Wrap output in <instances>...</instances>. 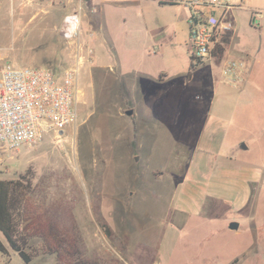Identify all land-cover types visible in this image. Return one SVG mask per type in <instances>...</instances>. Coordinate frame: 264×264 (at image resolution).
<instances>
[{"label":"rangeland","instance_id":"obj_1","mask_svg":"<svg viewBox=\"0 0 264 264\" xmlns=\"http://www.w3.org/2000/svg\"><path fill=\"white\" fill-rule=\"evenodd\" d=\"M67 1L52 0L49 14L29 20L37 12L31 2H48L0 0V71L12 63L47 69L62 79L77 67L75 49L60 33L75 12ZM248 1L224 4L244 7ZM178 2L190 10L187 19L180 18V6H162L160 0H137L125 9L110 6L103 16L83 3V36L97 44L73 90L79 89L77 124L62 138L51 133L33 146L6 151L0 179L33 177L35 199L80 238L85 257L98 264H264V241L258 248L249 246L244 232L254 225L264 240V53L263 63L256 64L255 52L249 51L258 44L264 21L257 16L263 11L251 21L249 13L237 9L216 11L218 20L226 13L224 22L232 23L237 35L221 62L206 56L200 63L190 48L191 1ZM229 56L244 60L256 83L225 100L215 97L212 84L226 85L222 67ZM130 110L132 115H125ZM217 119L221 130H228L223 153L243 141L232 163L261 171L260 180L251 183L248 215L191 216L179 226L169 209L191 181L184 174L189 150L199 149ZM231 222L242 225L239 236L229 231ZM209 232L214 234L203 241ZM31 244L34 248L40 241ZM9 252L8 258L0 253V264H27ZM56 262L55 255L37 251L29 264Z\"/></svg>","mask_w":264,"mask_h":264},{"label":"built area","instance_id":"obj_2","mask_svg":"<svg viewBox=\"0 0 264 264\" xmlns=\"http://www.w3.org/2000/svg\"><path fill=\"white\" fill-rule=\"evenodd\" d=\"M81 2L94 0H80ZM115 1V0H95ZM127 2L129 0H120ZM192 15L190 48L192 57L204 62L206 56L216 60L214 54L223 35L233 31L231 23L202 11L200 6H214L230 9L220 0H194L190 2ZM91 13L97 12L94 6ZM83 6L68 15L60 33L68 41H80L82 36ZM94 33H89L92 38ZM76 43V42H75ZM77 67L65 72L57 79L50 70L31 68L8 63L0 71V165L6 151H19L21 147L33 146L43 141L47 134L55 133L62 138L66 129L77 124L79 110V89L74 87L82 65L92 62L93 47L79 42ZM248 65L244 60L228 58L222 67V78L233 86L244 82Z\"/></svg>","mask_w":264,"mask_h":264},{"label":"crops","instance_id":"obj_3","mask_svg":"<svg viewBox=\"0 0 264 264\" xmlns=\"http://www.w3.org/2000/svg\"><path fill=\"white\" fill-rule=\"evenodd\" d=\"M45 1L48 2L46 6L44 4H36L34 2H31V6H33L32 8L36 9L37 12L33 17H29V20L34 19L40 12H43L46 15L50 13L48 9L51 10L52 4H54V2H52V0ZM160 1L171 2L172 4L169 5L180 6L182 9L180 12V18L187 19L190 10L186 7H182L181 4H179L178 0ZM189 1L192 2L194 0H185V2L183 3ZM220 1L224 4L225 0ZM68 2L69 5L66 6L71 7L75 12L80 6H83L84 3L80 0H68L66 3ZM85 3L89 5L91 4L90 8L94 6L97 8V12H95L93 15L99 16L101 14V16H103L106 8L110 9V6H115L123 9L132 8L133 5H136L137 0H129L127 2H123L120 0L107 2L94 0L87 1ZM161 5L168 6L163 4ZM230 7L231 10L237 9L241 11V13H249L251 18L250 21L252 20V18L254 19V17L252 16L257 12V10L263 11V13L258 14L257 18H259L262 22L264 21V0H250L247 4L244 5V7H242L241 5H233ZM198 8H201L203 12L213 15L214 17L215 15H217L216 11L219 10L220 12L221 10H224L221 7L214 6H200ZM224 15L226 16V13ZM225 16L223 18V22ZM215 18L217 19V17ZM224 24L227 23L224 22ZM251 29H254V27L251 26ZM236 30L237 28L234 29L233 27L234 35L232 37L231 44L228 46L229 49L233 46V41L235 39V36L237 35ZM257 33L258 44L256 47H254V50L249 49V51L255 52V63L257 64L259 62L260 64H262L263 62L261 63L260 55L262 52L264 53V23L262 25V28H259V32ZM66 41L70 46L74 47L75 51H73V55L77 58V60L80 54L79 42L81 44L88 43L91 47L97 44V42L95 43L86 39L83 34L79 42H77V40ZM95 51L96 50L94 49L93 54H95ZM229 57L234 58L233 56ZM250 75V69L248 66L244 82L241 85L233 86L226 81H224L226 85H219V83L212 84L214 86L215 97L219 95V97L226 100L227 98L235 97L232 95V91L238 92L240 94V92H245L246 89H248L250 86L253 87L256 82L250 80ZM227 133V127L225 128V130H221L220 121H218V119L214 120L208 126L207 131L202 135L200 144H197L196 147H199V149L189 150V159L187 163L188 167L184 174H189V176H191V181L187 182L184 185V189L180 192L177 202L169 209V214L171 212L174 213L173 219L175 218V222L177 225L182 227L186 226L191 216H198L200 218H205V216H207L205 219L219 220L224 216V214L229 212H233L239 217L248 215L247 212L250 209L249 206L253 198L251 183L255 181L258 182L260 180L261 171L249 166L237 167L232 163V160H234L238 155V149L240 148L243 141H241V143L235 142L232 148L229 150V153H223ZM211 156L215 159L213 162ZM212 202H216L217 205H209ZM254 214L255 210L250 213V215ZM247 227L248 228L245 229L244 232L249 236V246H253L254 248L262 246V241L264 240L262 239L263 235L261 234V230L259 228H255L254 225H248ZM228 229L230 232H234L236 236H239L242 231V225L240 224V228L238 231L232 230L230 228V225ZM224 230L226 229L224 228ZM213 234V232H209L207 236L203 237V241H209L211 238L210 235ZM259 243L261 245H259Z\"/></svg>","mask_w":264,"mask_h":264},{"label":"trees","instance_id":"obj_4","mask_svg":"<svg viewBox=\"0 0 264 264\" xmlns=\"http://www.w3.org/2000/svg\"><path fill=\"white\" fill-rule=\"evenodd\" d=\"M233 35L234 31L223 35L215 49V61L221 62ZM195 66L192 65V70ZM35 194L33 177L0 179V233L4 239H0V253L8 258L12 250L27 264L32 262L37 251L55 255L56 264H98L97 260L85 257L80 238L70 229L66 230L58 217H50L35 199ZM34 239H39L40 245L33 248L31 242ZM5 264L11 263L7 261Z\"/></svg>","mask_w":264,"mask_h":264},{"label":"water","instance_id":"obj_5","mask_svg":"<svg viewBox=\"0 0 264 264\" xmlns=\"http://www.w3.org/2000/svg\"><path fill=\"white\" fill-rule=\"evenodd\" d=\"M132 111L130 110V111H127L126 112V115H132ZM230 228L232 229V230H235V231H238L239 230V228H240V225L238 224V223H235V222H232L231 224H230Z\"/></svg>","mask_w":264,"mask_h":264}]
</instances>
